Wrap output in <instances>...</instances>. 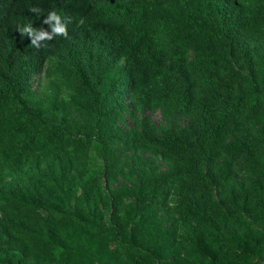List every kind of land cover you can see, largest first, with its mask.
Returning <instances> with one entry per match:
<instances>
[{
  "label": "trees",
  "instance_id": "trees-1",
  "mask_svg": "<svg viewBox=\"0 0 264 264\" xmlns=\"http://www.w3.org/2000/svg\"><path fill=\"white\" fill-rule=\"evenodd\" d=\"M0 264H264V0H0Z\"/></svg>",
  "mask_w": 264,
  "mask_h": 264
},
{
  "label": "rangeland",
  "instance_id": "rangeland-1",
  "mask_svg": "<svg viewBox=\"0 0 264 264\" xmlns=\"http://www.w3.org/2000/svg\"><path fill=\"white\" fill-rule=\"evenodd\" d=\"M159 116H160V114H159L158 111L155 112V113H153V117H154L155 120H158L159 119Z\"/></svg>",
  "mask_w": 264,
  "mask_h": 264
},
{
  "label": "clouds",
  "instance_id": "clouds-1",
  "mask_svg": "<svg viewBox=\"0 0 264 264\" xmlns=\"http://www.w3.org/2000/svg\"><path fill=\"white\" fill-rule=\"evenodd\" d=\"M66 34V33H65Z\"/></svg>",
  "mask_w": 264,
  "mask_h": 264
}]
</instances>
